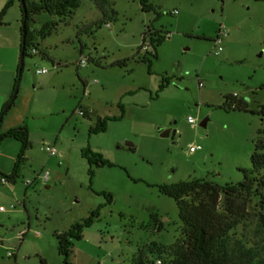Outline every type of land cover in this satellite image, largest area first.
Listing matches in <instances>:
<instances>
[{"label":"rangeland","instance_id":"rangeland-1","mask_svg":"<svg viewBox=\"0 0 264 264\" xmlns=\"http://www.w3.org/2000/svg\"><path fill=\"white\" fill-rule=\"evenodd\" d=\"M141 1L109 0L105 18L94 0H80L63 19L34 17L35 30L49 22L55 27L39 40V52L24 59L13 105L0 122V133L25 126L31 144L17 182L0 185L5 210H0V264H39L40 259L63 264L56 235L96 209L98 218L73 242L70 262L132 264L142 247L170 246L180 235L177 205L155 185L193 179L235 184L243 180L241 169L252 168L264 117L224 105L231 95L253 109L264 104V0H147L155 10L150 12L142 11ZM8 11L20 28L19 4ZM102 18L108 26L80 32ZM147 30L169 34L157 47L151 73L132 61L110 66L131 58ZM218 47L222 51L215 56ZM37 69L47 73L36 75ZM16 75L17 69L13 86ZM162 76L171 81L159 92ZM119 103L123 117L108 121L105 132L90 134L97 118L120 115ZM167 126L173 138L160 136ZM7 141L17 142L2 141L0 157L12 150ZM126 142L133 150L120 148ZM47 146L57 155H49ZM87 146L113 164L95 168L91 183L81 156ZM42 172L49 173L46 182ZM101 193L111 194L112 203ZM152 214L163 223L162 231L141 228ZM254 228L251 222L236 234L252 237Z\"/></svg>","mask_w":264,"mask_h":264},{"label":"trees","instance_id":"trees-1","mask_svg":"<svg viewBox=\"0 0 264 264\" xmlns=\"http://www.w3.org/2000/svg\"><path fill=\"white\" fill-rule=\"evenodd\" d=\"M101 10L103 17H107V6L109 0H94ZM15 3L19 4L21 26L20 52L24 59L39 52V40L48 37L55 27V23L44 24L40 30L32 28L34 17L46 13L50 16L65 18L80 5V0H8L0 12V24L7 11ZM141 8L144 12L155 11L147 3L141 1ZM104 18L81 28V33L93 34L96 28L105 24ZM169 34L150 32L143 33L142 44L131 58L116 60L110 66L127 67L132 61L143 63L150 72L153 61L157 60V47ZM24 42V45H22ZM35 51V52H33ZM83 48L80 47V54ZM44 55V54H43ZM100 65V61L96 62ZM18 70L15 77L13 92L17 86ZM23 70V68H22ZM21 70V72H22ZM171 81V77L162 76L158 91L165 89ZM13 93L0 110V122L10 107ZM227 108L251 113L264 117V104L256 109L250 108L246 99L238 98L235 95L225 97ZM120 115L118 117L97 118L95 125L90 128V134L105 132L108 121H117L124 115V108L118 104ZM85 115L88 116L87 112ZM263 129L257 132L254 143V151L251 155L252 168L241 169L243 180L238 183H229L223 186L214 184L207 179H193L181 181L174 184L155 185L158 192L173 199L178 208V215L181 222L180 235L170 246H159L156 242L138 250L136 256L131 259L132 264H264V176L261 171L264 169V141L262 140ZM5 139H12L20 143V151L16 156L13 170L10 174L0 172L9 183L15 184L20 177L23 165L27 162L26 152L30 148L28 130L25 126L12 128L0 133V144ZM133 150V149H131ZM82 158L88 164V177L91 183L94 177V169L113 167V164L105 159L100 153L93 152L89 146L81 150ZM106 198L107 204L113 199L111 194L101 193ZM99 216V209L78 222H75L69 230L57 234L58 254L63 264L70 262L73 242L82 238L83 231L93 224ZM251 222L255 223L253 236L242 232L237 236L236 230L239 226L244 228ZM141 228L160 232L163 230V223L157 214L149 216V220L141 225ZM154 255V261L148 259L147 255ZM39 264H49L45 259H40Z\"/></svg>","mask_w":264,"mask_h":264},{"label":"crops","instance_id":"crops-1","mask_svg":"<svg viewBox=\"0 0 264 264\" xmlns=\"http://www.w3.org/2000/svg\"><path fill=\"white\" fill-rule=\"evenodd\" d=\"M7 1L0 0V12ZM18 29L19 21L17 19L12 21L9 11H7L0 24V110L8 101L13 88L12 80L17 69V56L20 53V34ZM5 143L11 145L12 150L7 155L0 157V171L8 174L13 169L14 160L19 150V143L11 141ZM2 152L4 153L5 151ZM0 185L5 184L0 183ZM1 246H3V241Z\"/></svg>","mask_w":264,"mask_h":264},{"label":"built area","instance_id":"built-area-1","mask_svg":"<svg viewBox=\"0 0 264 264\" xmlns=\"http://www.w3.org/2000/svg\"><path fill=\"white\" fill-rule=\"evenodd\" d=\"M177 12L175 11L174 12V14H176ZM106 26H108V25H106ZM222 35H223V33H221L220 32V34H219V36L216 38V41H215V43L216 44H219L220 42H221V37H222ZM222 51V48L221 47H218V48H215L214 50H213V54L215 55V56H217V55H219L220 54V52ZM33 52H35V51H33ZM80 64L81 65H84L85 64V59H82L81 61H80ZM47 73V70L46 69H37L36 71H35V74L36 75H44V74H46ZM79 114L81 115V116H84L85 115V112L84 111H79ZM188 122L192 125V124H194V120L192 119V118H189L188 119ZM199 149V147L197 146V147H191L190 148V151L191 152H194V151H196V150H198ZM46 151L49 153V155H51V156H55V155H57V152H56V150L54 149V148H50L49 146H47L46 147ZM40 177L42 178V180L44 181V182H46L47 180H48V177H49V173L48 172H42L41 174H40ZM0 183L1 184H6L7 183V179L6 178H4V177H0ZM30 183H28L27 182V185H29ZM12 208H13V206H12ZM0 210L1 211H3L4 209L3 208H0ZM2 245V240H0V246ZM7 256L8 257H11L12 255L10 254V253H8L7 254ZM157 264H160V262H158Z\"/></svg>","mask_w":264,"mask_h":264},{"label":"water","instance_id":"water-1","mask_svg":"<svg viewBox=\"0 0 264 264\" xmlns=\"http://www.w3.org/2000/svg\"><path fill=\"white\" fill-rule=\"evenodd\" d=\"M22 45H24V42H22ZM18 66H19L18 79L20 80L21 74H22L21 70H22V68L24 66V56H23V53L22 52H20V55H19V65ZM17 91H18V84H17V86L14 89L11 102L14 101V99L16 97V94H17ZM174 133H175L174 131H171L170 129H168V130L162 131L160 133V136L161 137H169V136H171L173 138ZM120 148H122L123 150L129 151V150H131L133 148V144H131L129 142H126L123 146L121 145Z\"/></svg>","mask_w":264,"mask_h":264},{"label":"flooded vegetation","instance_id":"flooded-vegetation-1","mask_svg":"<svg viewBox=\"0 0 264 264\" xmlns=\"http://www.w3.org/2000/svg\"><path fill=\"white\" fill-rule=\"evenodd\" d=\"M168 129H170V126H167L165 130H168ZM170 130H171V129H170ZM163 131H164V130H163ZM171 131H172V130H171Z\"/></svg>","mask_w":264,"mask_h":264}]
</instances>
